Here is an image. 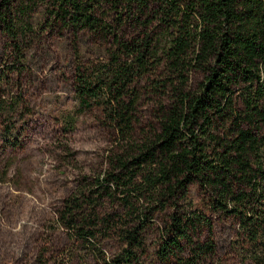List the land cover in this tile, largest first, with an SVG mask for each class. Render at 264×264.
I'll list each match as a JSON object with an SVG mask.
<instances>
[{
  "label": "trees",
  "instance_id": "1",
  "mask_svg": "<svg viewBox=\"0 0 264 264\" xmlns=\"http://www.w3.org/2000/svg\"><path fill=\"white\" fill-rule=\"evenodd\" d=\"M41 3L42 31L106 46L99 63L78 64L75 87L116 134L109 168L84 178L58 224L101 264H264V0H0L16 51ZM146 94L157 101L142 126ZM103 198L122 211H103ZM220 223L232 229L223 254ZM107 233L116 260L101 250Z\"/></svg>",
  "mask_w": 264,
  "mask_h": 264
},
{
  "label": "rangeland",
  "instance_id": "2",
  "mask_svg": "<svg viewBox=\"0 0 264 264\" xmlns=\"http://www.w3.org/2000/svg\"><path fill=\"white\" fill-rule=\"evenodd\" d=\"M47 15L41 3L32 15L36 32L20 42L19 51L0 32V264H61L70 251L74 264H101L79 245L76 234L58 224V217L85 177L95 181L109 168L116 147L115 131L102 110L82 107L75 87L78 64L99 63L106 46L89 33L76 39L67 31H42ZM156 101L147 94L142 99V126ZM191 196L198 201L197 187ZM100 202L103 211H122L109 198ZM156 229L149 232L150 253ZM109 235H103L101 250L116 260L120 250ZM216 237L223 254L232 229L220 223ZM142 261L155 263L147 254Z\"/></svg>",
  "mask_w": 264,
  "mask_h": 264
}]
</instances>
